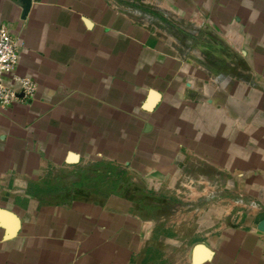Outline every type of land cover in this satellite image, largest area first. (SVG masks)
I'll return each instance as SVG.
<instances>
[{
    "label": "crops",
    "instance_id": "0c3cea01",
    "mask_svg": "<svg viewBox=\"0 0 264 264\" xmlns=\"http://www.w3.org/2000/svg\"><path fill=\"white\" fill-rule=\"evenodd\" d=\"M263 17L264 0H31L25 16L0 0L15 73L36 83L0 109V264H264V120L242 131L188 52L216 33L208 18L264 54ZM172 18L201 19L185 56L161 31ZM180 158L236 190L166 219L146 194L167 187L138 181L173 183Z\"/></svg>",
    "mask_w": 264,
    "mask_h": 264
},
{
    "label": "rangeland",
    "instance_id": "374dc122",
    "mask_svg": "<svg viewBox=\"0 0 264 264\" xmlns=\"http://www.w3.org/2000/svg\"><path fill=\"white\" fill-rule=\"evenodd\" d=\"M200 20L164 19L161 22L163 25L161 31L174 39H171L172 42L170 44L172 46L175 45L177 52L185 56V40H191L190 36L193 35L196 37L195 30L198 28L196 26H200ZM206 20L208 21V26L216 33H211L209 37L203 36V33L197 34L198 36L194 38L196 39L194 42H199L198 44H202L205 48L202 47V49L197 51L192 48L188 51H195L193 55L198 62V64H195L196 66H189V68L191 71H198V74L206 79L211 78L213 84L210 86V90L218 89L223 92L227 107L235 104V102L241 105L240 109L236 108V110L239 112L240 121H242V131L247 132L248 129L246 128L259 126V124L249 126L250 122L264 120V54L253 47L235 49L230 47L231 44H238L244 40L236 30L234 31L235 28L224 23L222 26L224 31L219 32L220 30L218 31L213 26L212 20H210L211 22H209L208 18ZM258 110L259 112H257ZM176 164L173 169L176 173L174 175L179 174V177L171 184L169 176L167 178L150 176L138 181L140 184L167 187L165 192L155 193L152 191V193L146 194V197L150 196L151 201H155L160 205L162 216L166 217V219L170 218V216L175 218L182 217V215H185L186 208L194 209L195 205L193 204L203 205L206 202L209 203L212 199L215 201L210 202L211 205L218 204V200L225 195L222 192L225 188L232 191L236 190L237 185L234 184L233 178L229 175L218 174L210 170H208L209 173L207 175L206 168L202 170L200 164L195 161L189 162L184 158H180ZM106 167H108L106 164H97L98 169ZM190 172L194 173L195 178L193 180L189 177ZM83 180L87 181V183L90 182L87 178H83ZM170 185L173 187L169 188ZM202 186L205 187L206 191L203 190ZM85 195L88 197L90 193L87 192ZM224 204L228 205V203Z\"/></svg>",
    "mask_w": 264,
    "mask_h": 264
},
{
    "label": "built area",
    "instance_id": "2783aa9c",
    "mask_svg": "<svg viewBox=\"0 0 264 264\" xmlns=\"http://www.w3.org/2000/svg\"><path fill=\"white\" fill-rule=\"evenodd\" d=\"M23 43L14 38L7 26H0V109L15 103H30L36 92V83L30 77L15 73ZM17 84V88L11 85Z\"/></svg>",
    "mask_w": 264,
    "mask_h": 264
},
{
    "label": "water",
    "instance_id": "95a60500",
    "mask_svg": "<svg viewBox=\"0 0 264 264\" xmlns=\"http://www.w3.org/2000/svg\"><path fill=\"white\" fill-rule=\"evenodd\" d=\"M20 1L22 3V15L25 16L26 13H27V11H28V9H29V7H30L31 0H20ZM259 228L261 230H264V221L259 225ZM205 251L208 252L207 250H205V247L202 244H198L194 248V255H193V257L196 254H198V252H205Z\"/></svg>",
    "mask_w": 264,
    "mask_h": 264
}]
</instances>
